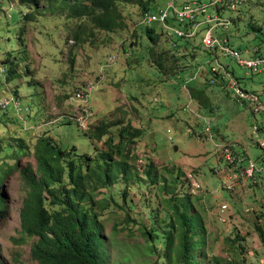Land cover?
Masks as SVG:
<instances>
[{
    "label": "rangeland",
    "instance_id": "obj_1",
    "mask_svg": "<svg viewBox=\"0 0 264 264\" xmlns=\"http://www.w3.org/2000/svg\"><path fill=\"white\" fill-rule=\"evenodd\" d=\"M171 1L208 5L212 0H152L150 10H164ZM240 2L234 11L216 5L204 16L232 21L228 30L219 26L213 32L228 38L248 60L255 56L254 50L264 54V0ZM118 8L125 26L107 31L95 29L86 18L69 17L62 0H39L37 7L0 0V102L8 101L5 107L0 104V147H17L16 140L21 139L25 153L12 159L0 152V165L13 168L2 185L8 213L0 222V261L38 264L31 256L35 240L21 239L20 214L31 190L21 170L31 168L39 178L35 156L39 140L50 139L64 153L75 149L72 155L96 158L107 150L104 143L110 137L117 145L118 132L131 126L143 132L126 149L130 153L126 163L137 178L95 194L107 263L159 264L164 241L153 243L155 255L146 254V245L156 233L161 237L167 233L174 195L165 192L163 183L155 186L150 181L146 173L153 170L167 180L169 191L190 202L191 214L203 218L201 236L196 237L205 238V247L196 256L199 264H264V242L256 230L264 229V221L251 212L264 202V170L237 181L234 171L243 172L248 166L239 161L226 164L227 156L250 160L254 169L264 167V73H253L220 51L205 49L204 31L189 40L187 54H178L184 60H175L169 51L174 43L158 24L152 28L161 37L152 45L138 3L119 1ZM28 11L32 21H21L20 15ZM169 24L179 26L174 19ZM158 54L163 55L165 74L155 67ZM6 58L13 59L18 78L6 79ZM189 65V70L180 72ZM226 67L239 86L229 82ZM213 68L219 78L207 74ZM195 74L200 77L193 84L215 81L203 88L209 101L202 96L200 102L187 89L185 77ZM89 84L94 87L89 97L78 101L79 90ZM240 89L251 95L241 96ZM83 109H90L91 119L80 125L77 119ZM102 122L116 124L102 143L84 135L91 125ZM17 161L18 167H12ZM239 242L241 250L235 244Z\"/></svg>",
    "mask_w": 264,
    "mask_h": 264
},
{
    "label": "trees",
    "instance_id": "obj_2",
    "mask_svg": "<svg viewBox=\"0 0 264 264\" xmlns=\"http://www.w3.org/2000/svg\"><path fill=\"white\" fill-rule=\"evenodd\" d=\"M20 1L22 4L34 7H37L39 3V0ZM119 1L130 4L138 3L144 13L151 11L150 4L152 0H62V3L68 10L69 17L86 18L95 29L114 31L125 26L123 15L120 8H118ZM33 17V13L28 11L26 14L20 15V20L30 22ZM231 23L232 21L230 25ZM144 26H146L145 32L152 45L156 44L161 36L156 34L152 24H145ZM165 36L170 39L171 43L177 45V47H174L173 44H170L171 50L169 51L172 52L173 59L184 60V55L187 54L186 50L191 47L189 39L180 38L176 35L168 36L166 34ZM173 37L184 40L183 46L179 45ZM74 39L78 40V33L74 35ZM228 43L232 47L229 39ZM212 51L217 52L219 50ZM221 53L225 57H230L225 52ZM178 54L184 55L179 56ZM254 54L253 58L256 56L264 57V54H257L255 50ZM157 58L158 63L155 67L165 74L163 70V55L158 54ZM230 58L234 60L232 57ZM12 61L13 59L9 58L4 60V63L8 64L9 67L6 72H3L6 73L7 80L19 77L15 70L16 65ZM190 67L191 65L180 72L183 73L189 70ZM225 69L227 70V67ZM227 72L231 77L229 82L233 80L234 84L238 85V79H234V74L228 70ZM207 74L212 75L213 78L220 77L218 72H213L212 70L207 72ZM198 77H200L199 74L189 78L185 77L187 89L200 102H204L202 96L209 101L207 95L204 94L203 88L206 86L205 83H215V81L206 80L205 83L193 84ZM226 87L223 88L226 89ZM202 90L203 92H201ZM241 91L244 96H248L249 92ZM112 125L116 124H105L102 122L96 127L91 125L88 131L84 132V135L92 141L102 143L104 138L111 135ZM78 129L80 128L78 127ZM142 136L143 132L141 130L131 126L125 127L118 132L119 143L115 145V139L110 137L104 143L107 150L98 153L96 158L72 155L75 153V149L71 153H64L59 147L53 145L50 139L39 140L35 153L38 162L37 171L40 174L39 178L32 173L31 168L21 170L23 177L31 188L23 202L20 214L21 239L23 242L25 240H35L31 251L32 259L35 262L38 264H108L106 243L102 236L103 227L96 212L98 203L95 199V194L102 189H110L120 182L127 186L137 178L138 173L135 171L136 176H133L130 172V167L126 163L130 157V153L129 151L127 153L126 149L134 146ZM16 142L17 147L8 146L9 149H1L0 147L3 158L11 157L13 159L18 157L21 159L23 157L22 155L25 154L23 150L24 144L21 139L16 140ZM14 148L18 149L15 150ZM12 154L13 156H10ZM18 165L19 162L17 161L12 167L17 168ZM5 167L6 164L0 165V222L8 213V204L2 189L3 178L8 177L10 171H13V168ZM146 174L155 186L163 183L165 192L168 195H174L170 199L172 212H170L168 217L167 233L163 234L162 237L157 233L155 238L150 237L149 242L151 245H146V254H158L153 243H156L160 238L164 241V245L158 254L159 264H199L196 256L200 250L203 251L205 238L200 237L199 240H196V237L201 236L203 218L200 214H191L190 210L192 207L190 202L187 199L178 198L174 191H169L167 180L161 179L156 171L150 170ZM251 212H253L252 215L256 219L260 218L264 221V202L260 204V209L258 208ZM256 230L261 241L264 242V229L257 226ZM148 235L151 236L152 232ZM235 244L241 250V242ZM0 264H4V262L0 261Z\"/></svg>",
    "mask_w": 264,
    "mask_h": 264
},
{
    "label": "built area",
    "instance_id": "obj_3",
    "mask_svg": "<svg viewBox=\"0 0 264 264\" xmlns=\"http://www.w3.org/2000/svg\"><path fill=\"white\" fill-rule=\"evenodd\" d=\"M241 0H212L210 4L205 5L202 1H192V2H184L181 4H177L175 1H171L168 3L166 9H161L157 12L149 11L144 14H142V20L141 23L143 25H151V24H159L162 26L164 32L168 36L176 35L180 38H186V39H192L194 38L198 33L201 31H204V35L202 37V44L205 49L209 50H219L220 52H225L226 55H229L234 60L238 62L239 65L247 67L250 69L253 73L259 74L264 73V57L256 56L253 59L250 60H244L242 59L241 52L237 49H234L229 46L228 39L227 38H221L214 34V29L220 26L221 29L228 30L230 26V21L225 20L221 17H218V15L209 17L204 16V14H207V9L219 6L221 5V9H230V10H236L238 5L241 4ZM172 11V14H169V12ZM199 17H206V19H199ZM218 17V18H215ZM174 19L178 22L179 26H171L169 24V20ZM216 23V25L214 24ZM174 47H177V45L174 44ZM111 61L114 59L111 58ZM213 72H216V69H212ZM94 87H92L91 84H89L85 89L79 90V100L78 101H85V97H89L88 91ZM91 90V92L93 91ZM241 96H244L241 94ZM257 101L256 97L255 100ZM0 104L1 107H5L8 102L6 100L1 101ZM257 104V103H256ZM260 109L259 104H257V110ZM255 111V112H256ZM83 115L81 117H78L77 121L80 125H82L87 118H90V109L82 110ZM78 127L80 128L79 124ZM86 128V127H85ZM84 128V129H85ZM228 152V150H226ZM231 155L232 152H231ZM235 161H239L241 164H244L248 166V168L244 169L243 172L240 171H234V176L237 181H243L247 178L256 177L257 174H259L261 171L264 170V168L257 167L254 169L252 165L250 166L249 161L247 159L244 160H237V158H231L226 156V164L228 165L230 162L234 163ZM238 162V163H239ZM264 173V172H263ZM261 175V174H260ZM223 209H226V206H223Z\"/></svg>",
    "mask_w": 264,
    "mask_h": 264
},
{
    "label": "bare ground",
    "instance_id": "obj_4",
    "mask_svg": "<svg viewBox=\"0 0 264 264\" xmlns=\"http://www.w3.org/2000/svg\"><path fill=\"white\" fill-rule=\"evenodd\" d=\"M8 102V101H7ZM17 104V107H18V103H16Z\"/></svg>",
    "mask_w": 264,
    "mask_h": 264
}]
</instances>
